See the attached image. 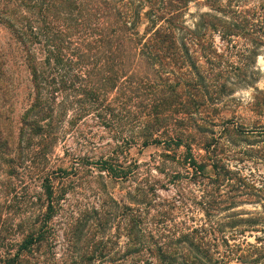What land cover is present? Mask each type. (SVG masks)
Listing matches in <instances>:
<instances>
[{
  "label": "trees",
  "instance_id": "16d2710c",
  "mask_svg": "<svg viewBox=\"0 0 264 264\" xmlns=\"http://www.w3.org/2000/svg\"><path fill=\"white\" fill-rule=\"evenodd\" d=\"M190 2L206 9L189 13ZM0 24L27 83L18 117L0 110L2 191H15L27 163L44 165L59 140L80 150L66 151L65 177L45 173L40 192L21 198L40 209L7 226L0 204V264H264V204L237 209L260 196L220 156L222 138L239 129L222 120L217 131L210 113L249 82L212 37L250 38L254 60L264 0H0ZM8 78L0 67L4 95ZM136 145L161 149L145 174L136 160L125 166ZM167 163L181 169L169 174ZM128 174L126 192L113 196L108 182ZM74 181L93 183V199L75 200ZM168 184L174 195L160 196ZM187 211L201 222L177 218ZM245 232L262 235L249 242Z\"/></svg>",
  "mask_w": 264,
  "mask_h": 264
},
{
  "label": "rangeland",
  "instance_id": "374dc122",
  "mask_svg": "<svg viewBox=\"0 0 264 264\" xmlns=\"http://www.w3.org/2000/svg\"><path fill=\"white\" fill-rule=\"evenodd\" d=\"M200 8L201 11L206 9L199 6L197 2H190L187 12L195 13ZM184 18L191 19L186 14ZM212 39L219 52L224 56L226 64L230 65L228 68L231 73L238 71L234 70V68H241L242 70L243 67L245 68L243 69L244 73L248 76V83L238 86L232 93L225 96L214 110H210V113L218 117L219 125L222 123V120H227L239 129V132H232L233 134L230 137L226 138L224 136L222 138L224 150L220 156L229 168L237 171L248 183H251L255 192L260 196L259 203H244L237 207V209L260 211V203L264 204V46L258 49L256 58L252 60L249 54V50L252 48L250 38L233 37L230 41H221L218 35L214 34ZM0 67L4 72L6 71V74L9 76L8 79L11 82L5 95L1 93L0 89V110H3L9 118L12 117L15 120L20 110L26 104L27 83L24 69L20 65L17 45L10 32L1 24ZM219 125L215 127L217 131L221 130V125ZM67 150H69V153L75 152L78 154L80 152L75 147L67 148L66 145H63V140H59L48 154L44 165L41 163V166L38 165L36 168H32L34 164L27 163L29 171L23 170L25 176L18 182L17 180L14 181V184H16L15 191L4 192L2 191L4 190V186L0 187V204L3 209H6V214L9 216L6 221L7 226L11 225V223L16 224L20 218L28 216L30 212H34L38 208L40 209L36 204L27 207L23 206L21 198L26 194L33 196L40 192V179L43 174L47 173L58 178L60 176L65 177V175L61 174V170L70 172L73 165V156L69 153L66 155ZM181 150L182 148L179 149V153H181ZM160 152L161 149L155 146H149L144 149H140L139 145L133 146L126 156L128 160L125 166L132 164V160H136L138 164H141L138 169L139 173L145 174L150 165L158 164L155 161L159 160L158 155ZM197 152L199 154L203 153L202 150ZM162 168H165V172H169L170 174L175 170L181 169V164L170 165L167 163ZM92 171L96 173L97 170L92 168ZM151 172L157 178L165 179L162 173L158 175L152 168ZM132 175L128 174V178L125 181L116 180L115 182H108V191L115 197L123 195L129 186V179ZM106 180L109 181L107 177ZM61 185V180L60 182L56 181V188H60ZM89 186L79 185L78 181H74L70 182L68 188L75 187V193L71 192V195L74 194L75 200L84 203L93 199L91 191L93 183L89 184ZM158 192L160 196L166 198H171L174 195V189L170 184L166 185L164 190L160 189ZM184 214H180L177 218L186 220L187 217L194 214L195 221L193 222L192 219H189V224H196L202 220L200 212L187 211ZM245 235L249 242H255L254 236H261L262 234L260 232H245Z\"/></svg>",
  "mask_w": 264,
  "mask_h": 264
}]
</instances>
